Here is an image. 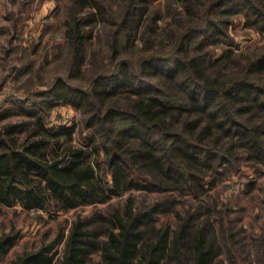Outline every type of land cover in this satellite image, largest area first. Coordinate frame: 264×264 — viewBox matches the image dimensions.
<instances>
[{
    "label": "trees",
    "instance_id": "obj_1",
    "mask_svg": "<svg viewBox=\"0 0 264 264\" xmlns=\"http://www.w3.org/2000/svg\"><path fill=\"white\" fill-rule=\"evenodd\" d=\"M184 1L189 8L193 0ZM88 3L79 0L80 6ZM149 3L130 0L121 30L128 35L132 25L138 26ZM214 7L219 18L191 26L184 40L186 48L180 45L177 55H153L142 61L140 75L123 63L112 73L97 76L89 91L59 78L49 89L34 92L29 98L13 97L1 107L0 119L23 114L31 118L33 128L18 144L14 134L24 131L28 123L7 124L0 131V204L41 208L54 201L67 210L92 199L104 201L110 194L130 188L162 190L168 185L183 191L192 183L202 190L198 173L211 165L209 161L217 153L219 162L230 160L234 144L248 149L250 158L264 164V125L248 126L240 119L243 114L251 121L264 118V83H255L249 76L264 72V54L249 64L248 76L225 84L218 78L210 79L205 73V52L197 51L210 44L234 45L227 32L232 15H242L247 25L264 34V0H216ZM69 33L80 48L83 36L79 24L75 23ZM193 41L197 52L188 56V43ZM232 52V48L224 50L225 55ZM141 75L160 77L161 88ZM121 91L141 99L121 107L113 99ZM58 103L72 104L83 115L84 126L91 131L89 146L104 151L111 183L103 178L99 162L87 161L84 150L70 145L73 127L46 126V116ZM224 137L231 139L227 152L212 151L211 146L222 147ZM135 169L150 178H132ZM170 207V201L135 207L129 200L122 213L79 218L69 230L60 257L54 248L61 236L24 251L11 264H224L216 262L222 247L211 215L205 212L199 220L204 212L188 211L179 216L174 228H157V214ZM94 219L100 222L99 228L90 227ZM17 237L13 229L0 234V258ZM92 255L97 261L91 260Z\"/></svg>",
    "mask_w": 264,
    "mask_h": 264
},
{
    "label": "rangeland",
    "instance_id": "obj_2",
    "mask_svg": "<svg viewBox=\"0 0 264 264\" xmlns=\"http://www.w3.org/2000/svg\"><path fill=\"white\" fill-rule=\"evenodd\" d=\"M215 1L193 0L188 8L184 0H150L146 16L138 26L132 25L129 36L120 25L130 0H88L85 6H80L79 0H0V108L13 97L29 98L34 92L49 89L59 78L89 91L97 76L110 74L123 63L139 73L140 64L150 56L177 55L180 45L186 48L184 40L191 26L220 17L214 7ZM229 21L227 32L233 46L210 44L197 50L205 52V73L211 80L218 78L225 84L248 76L249 64L264 54L262 32L247 25L242 15H232ZM75 23L79 24L83 36L80 48L69 33ZM194 43H188V56L197 52ZM226 48L233 49L231 55L224 54ZM249 76L255 83H264V72ZM141 78L161 88L160 77L141 75ZM113 99H117L121 107H126L128 102L141 98L121 91ZM230 113L240 118L234 111ZM246 117L243 114L240 119L248 126L264 125V118L251 121ZM31 122L26 115L11 114L0 119V131L7 124L28 123L29 127L25 126L24 131L14 134L18 144L33 128ZM45 123L48 127H73L70 145L84 150L87 161L99 162L103 178L112 182L111 173L105 168L104 151H95L89 146L91 131L84 126L83 115L74 105L56 104L46 116ZM261 139L264 140V136ZM230 140L224 137L222 147L211 146L212 151L218 148L227 152L226 145ZM234 141L238 142L235 138ZM218 155L210 159L208 168L198 173L202 190L196 189L192 183L183 191L171 189L168 185L162 190L130 188L119 194H110L104 201L92 199L67 210L54 201L46 202L41 208H26L19 203L12 206L0 204V234L13 229L18 235L14 245L0 258V264H11L24 251L51 243L59 236L54 251L60 257L69 230L79 218L93 219L95 214L109 216L113 211L122 213L129 200L135 207L142 203L170 201V209L157 214V228H174L179 223V216L188 211L204 212L199 220L205 212L209 213L212 224L218 227V242L222 247L216 262L264 264V164L250 158V151L236 144L228 154L230 160L219 162ZM143 176L150 178L139 169L132 171L134 179ZM100 225L94 219L90 227L99 228ZM219 228H223V236ZM97 259L96 255L91 256L92 261Z\"/></svg>",
    "mask_w": 264,
    "mask_h": 264
}]
</instances>
